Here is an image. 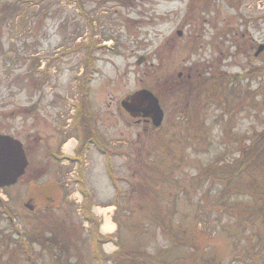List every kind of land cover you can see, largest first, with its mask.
<instances>
[{"label": "rangeland", "instance_id": "1", "mask_svg": "<svg viewBox=\"0 0 264 264\" xmlns=\"http://www.w3.org/2000/svg\"><path fill=\"white\" fill-rule=\"evenodd\" d=\"M90 50L80 168L64 157ZM142 90L159 127L122 106ZM0 135L27 160L0 188V237L34 234L36 264H92L95 226L103 264H264V0H0ZM0 264L24 263L0 241Z\"/></svg>", "mask_w": 264, "mask_h": 264}, {"label": "water", "instance_id": "2", "mask_svg": "<svg viewBox=\"0 0 264 264\" xmlns=\"http://www.w3.org/2000/svg\"><path fill=\"white\" fill-rule=\"evenodd\" d=\"M144 58H140L137 64H141ZM122 106L137 112L142 106L144 112L153 117V125L158 127L163 119V112L158 99L149 91L138 92L131 102H122ZM27 160L21 142L10 136L0 135V188L15 184L26 169Z\"/></svg>", "mask_w": 264, "mask_h": 264}, {"label": "flooded vegetation", "instance_id": "3", "mask_svg": "<svg viewBox=\"0 0 264 264\" xmlns=\"http://www.w3.org/2000/svg\"><path fill=\"white\" fill-rule=\"evenodd\" d=\"M187 80H190V76H187ZM162 109V108H161ZM145 107L142 106L137 112H134L137 118V122H142V123H153L152 122V116L148 115L146 112H144ZM163 111V110H162ZM164 115V112H163ZM164 118V117H163ZM92 143V140H89ZM55 157V156H53ZM1 215V214H0ZM6 216V219L12 222L13 214L8 213L4 214ZM3 237L0 241L4 242H9L10 245L13 246L14 249H16L19 254L21 255V259L23 260L24 264H36L37 263V258L34 253V248H33V237L34 234L32 235L31 233L28 234V231H19L18 229L14 228H9L6 231H3ZM41 236V235H40ZM85 237H86V242L88 246V253L90 256V260L92 264H97V255H98V237L97 234H94L92 229L88 228L85 229ZM100 240V238H99ZM50 242H54L51 241ZM45 244V243H44ZM49 246H45L44 248L47 249ZM100 254H103L101 251L99 252ZM103 264V263H101Z\"/></svg>", "mask_w": 264, "mask_h": 264}, {"label": "trees", "instance_id": "4", "mask_svg": "<svg viewBox=\"0 0 264 264\" xmlns=\"http://www.w3.org/2000/svg\"><path fill=\"white\" fill-rule=\"evenodd\" d=\"M92 44V43H91ZM90 47V46H89ZM88 56H87V62L85 63L84 65V72L80 78V85H79V94H80V102H79V105H78V111H79V114H78V117H82V121H83V128H84V143L87 142L89 140V137H90V130H89V125H88V120L86 119L85 121V110H86V94L89 90V83L91 82L92 80V74L91 72L94 71L93 70V67H92V55H91V50L89 51V53H87ZM218 78H220V76H218ZM217 85H219V83H217ZM209 95H211L209 93ZM220 94L217 95L218 97V103L221 101V98L219 97ZM226 102V101H225ZM85 115V116H84ZM83 131V130H82ZM252 162V161H251ZM255 162V160L253 161ZM250 163V162H249ZM257 163V161H256ZM228 179L225 180V182H227ZM228 231V234L231 235V236H235V231H237V227L236 225H232L230 227V229L227 230ZM244 231H242L243 233ZM260 245V244H259ZM257 249V245H249L247 246V251L248 253H250L251 255L253 256H257L259 253H258V249ZM249 256V254H247ZM258 259H261L260 257H257ZM257 259V260H258ZM257 260H254V262H257Z\"/></svg>", "mask_w": 264, "mask_h": 264}, {"label": "bare ground", "instance_id": "5", "mask_svg": "<svg viewBox=\"0 0 264 264\" xmlns=\"http://www.w3.org/2000/svg\"><path fill=\"white\" fill-rule=\"evenodd\" d=\"M74 144H75L74 141H70V142L65 146V148H66V149H71V148H73ZM113 230H114L113 225H111V223L109 222V220L106 218V220H105L103 226L101 227V233H103V234H110V233L113 232ZM113 248H114V247L111 246V245H106V246H105V249H106L107 252H109V251L111 252V251L113 250Z\"/></svg>", "mask_w": 264, "mask_h": 264}]
</instances>
